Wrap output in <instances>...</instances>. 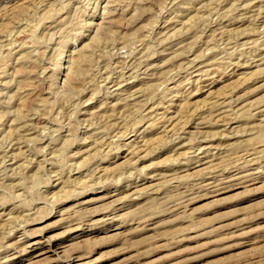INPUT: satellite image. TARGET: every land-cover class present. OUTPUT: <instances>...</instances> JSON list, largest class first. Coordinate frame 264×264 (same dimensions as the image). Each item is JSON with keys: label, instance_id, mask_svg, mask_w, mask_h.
<instances>
[{"label": "rangeland", "instance_id": "rangeland-1", "mask_svg": "<svg viewBox=\"0 0 264 264\" xmlns=\"http://www.w3.org/2000/svg\"><path fill=\"white\" fill-rule=\"evenodd\" d=\"M0 264H264V0H0Z\"/></svg>", "mask_w": 264, "mask_h": 264}, {"label": "bare ground", "instance_id": "bare-ground-1", "mask_svg": "<svg viewBox=\"0 0 264 264\" xmlns=\"http://www.w3.org/2000/svg\"><path fill=\"white\" fill-rule=\"evenodd\" d=\"M117 84V83H116ZM118 89V88H117ZM216 103V102H215ZM221 105V104H220ZM215 106V105H214ZM180 136V135H179ZM176 137V136H175ZM194 145V144H193ZM202 147V146H201ZM198 148V147H197ZM191 149V148H190ZM206 149V148H205ZM201 151V150H200ZM12 166V165H11ZM3 168V167H2ZM203 187V186H202ZM30 244V243H29ZM48 247V246H47ZM50 248V247H49ZM53 249V248H52Z\"/></svg>", "mask_w": 264, "mask_h": 264}]
</instances>
